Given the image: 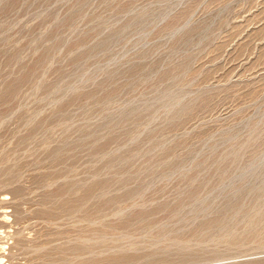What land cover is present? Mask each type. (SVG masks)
<instances>
[{
	"label": "rangeland",
	"instance_id": "1",
	"mask_svg": "<svg viewBox=\"0 0 264 264\" xmlns=\"http://www.w3.org/2000/svg\"><path fill=\"white\" fill-rule=\"evenodd\" d=\"M0 264H264V0H0Z\"/></svg>",
	"mask_w": 264,
	"mask_h": 264
},
{
	"label": "bare ground",
	"instance_id": "2",
	"mask_svg": "<svg viewBox=\"0 0 264 264\" xmlns=\"http://www.w3.org/2000/svg\"><path fill=\"white\" fill-rule=\"evenodd\" d=\"M2 260V259H1Z\"/></svg>",
	"mask_w": 264,
	"mask_h": 264
}]
</instances>
